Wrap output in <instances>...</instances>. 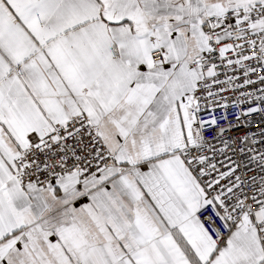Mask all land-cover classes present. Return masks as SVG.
<instances>
[{"label":"snow or ice","instance_id":"obj_1","mask_svg":"<svg viewBox=\"0 0 264 264\" xmlns=\"http://www.w3.org/2000/svg\"><path fill=\"white\" fill-rule=\"evenodd\" d=\"M0 264H264V0H0Z\"/></svg>","mask_w":264,"mask_h":264}]
</instances>
